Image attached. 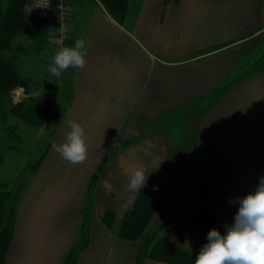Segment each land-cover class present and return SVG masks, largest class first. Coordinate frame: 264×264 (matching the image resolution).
I'll return each instance as SVG.
<instances>
[{"label":"crops","instance_id":"0c3cea01","mask_svg":"<svg viewBox=\"0 0 264 264\" xmlns=\"http://www.w3.org/2000/svg\"><path fill=\"white\" fill-rule=\"evenodd\" d=\"M86 3L87 64L21 194L2 264H64L70 254L74 264H169L143 257L161 225L158 237L196 258L210 230L224 235L234 222L239 205L228 200L264 175V0H128L122 24ZM69 121L86 132L82 164L57 150ZM137 169L159 204L127 240L119 231L140 191L127 190Z\"/></svg>","mask_w":264,"mask_h":264},{"label":"trees","instance_id":"16d2710c","mask_svg":"<svg viewBox=\"0 0 264 264\" xmlns=\"http://www.w3.org/2000/svg\"><path fill=\"white\" fill-rule=\"evenodd\" d=\"M106 12L112 18L122 24L126 18L128 0H97ZM167 1V0H165ZM27 0H0V118L3 123L6 122L7 113L19 120L33 123L32 113L35 111L34 118L41 111L42 105H46L44 100L37 99L35 101H27L23 99L21 102L14 103L11 93L18 87H23L25 80L18 72L15 64V56L8 55L12 45V39L16 36H26L36 46H44L46 42V32L49 27L45 20L30 18L27 16L25 9ZM74 48L73 44L66 41L65 46ZM76 68L71 69L64 77V88L62 90L61 107L56 111V116L52 119V127L48 136V143L42 151L39 158L32 165L29 172L24 175L19 173L13 181L0 184V264L3 263L7 249L13 235L14 219L17 205L21 194L30 180L33 173L37 170L40 162L49 147V140L58 128L60 122L67 114L73 98V78ZM45 103H44V102ZM29 113L31 115H29ZM36 120V119H34ZM11 128H5L9 131ZM12 138L17 136L8 133ZM1 147V145H0ZM4 162L3 155L0 153V167ZM8 187L13 188V191ZM158 197L140 190L134 207L127 211L122 219L119 231V237L127 240L137 239L152 220L156 209L158 208ZM196 213H205L201 209H195ZM214 220L213 215H209L202 224V231L208 228ZM103 222L107 227H111L113 222V214L106 212ZM192 227L196 225L191 222ZM163 225L158 226V230L154 235H149L144 242L145 250L143 257L151 258L169 264H195V258L189 253L181 250L179 247L166 240L164 237H157ZM75 256L70 254L64 264H74Z\"/></svg>","mask_w":264,"mask_h":264},{"label":"rangeland","instance_id":"374dc122","mask_svg":"<svg viewBox=\"0 0 264 264\" xmlns=\"http://www.w3.org/2000/svg\"><path fill=\"white\" fill-rule=\"evenodd\" d=\"M79 1L69 0L72 12L68 13V17H71L69 25L71 31L70 34L68 32V40L74 47L76 39L83 38L85 30V19L81 17ZM87 1L84 0V5L87 4ZM27 16L34 18L28 13ZM45 21L49 27L47 28L44 46L34 45L26 36H16L12 39L10 51L7 52L8 55L15 56L17 70L25 80L23 87H18L12 91V101L17 103L23 99H28L27 101L31 100L33 102L40 99L44 100L46 103L43 102L46 105H42L41 108L40 105L38 106L41 111L35 118V111H30L32 113V124L19 120L9 113H7L5 123L0 118V153L4 158V162L0 167V184L13 181L19 173L26 175L29 172L48 143L52 119L61 107V92L65 86L64 77L67 74L65 72L69 71L71 67L62 72L59 77L53 76L48 71V65L52 63L54 56V53L49 52L50 37L52 34L55 35L56 28L49 20ZM63 46H65V42ZM184 113L182 112V114ZM29 115L31 114L29 113ZM7 127L11 128L8 132L5 131ZM8 133L16 135L17 138H12ZM8 188L10 190L11 187ZM11 190L13 191V188ZM81 241L76 245L78 246Z\"/></svg>","mask_w":264,"mask_h":264},{"label":"clouds","instance_id":"9594fccd","mask_svg":"<svg viewBox=\"0 0 264 264\" xmlns=\"http://www.w3.org/2000/svg\"><path fill=\"white\" fill-rule=\"evenodd\" d=\"M47 8L45 6H37ZM87 48L85 40L77 38L74 48H60L48 65V71L59 77L69 67H86ZM70 132L66 142L58 147L61 157L72 165L86 161L88 149L86 132L75 121H69ZM148 174L143 169L134 170L127 190L135 194L147 182ZM229 204H238L234 222L224 225L226 234L212 229L207 233L204 244L195 258V264H264V175L258 177L253 191L243 197L230 198Z\"/></svg>","mask_w":264,"mask_h":264},{"label":"built area","instance_id":"2783aa9c","mask_svg":"<svg viewBox=\"0 0 264 264\" xmlns=\"http://www.w3.org/2000/svg\"><path fill=\"white\" fill-rule=\"evenodd\" d=\"M26 4L25 9L28 14L37 19L49 20L56 28V33L52 34L49 43V52L55 55L60 48L64 47V42L66 43L69 38L68 32L70 34L71 31V27L69 28L71 17H68V13L72 12V8H70L69 0H27Z\"/></svg>","mask_w":264,"mask_h":264}]
</instances>
